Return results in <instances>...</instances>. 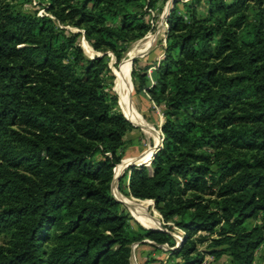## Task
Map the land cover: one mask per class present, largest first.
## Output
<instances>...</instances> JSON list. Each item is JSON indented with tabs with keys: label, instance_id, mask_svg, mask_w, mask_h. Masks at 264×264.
<instances>
[{
	"label": "trees",
	"instance_id": "16d2710c",
	"mask_svg": "<svg viewBox=\"0 0 264 264\" xmlns=\"http://www.w3.org/2000/svg\"><path fill=\"white\" fill-rule=\"evenodd\" d=\"M30 1L0 0V264H130L144 239L174 246L167 264H255L264 0H190L184 13L174 0L154 80L133 60L135 91L163 106L162 143L149 166L128 168L126 188L153 201L167 231L135 230L111 192L134 126L117 107L109 60L117 66L168 0H38L43 15ZM172 228L184 233L178 245Z\"/></svg>",
	"mask_w": 264,
	"mask_h": 264
},
{
	"label": "rangeland",
	"instance_id": "374dc122",
	"mask_svg": "<svg viewBox=\"0 0 264 264\" xmlns=\"http://www.w3.org/2000/svg\"><path fill=\"white\" fill-rule=\"evenodd\" d=\"M190 0H178L177 8L180 12L184 13L183 3L189 2ZM175 2V1H174ZM205 4H201V8L199 9V13L203 14L205 11ZM171 0L162 4L161 11L157 14L155 21H153V29L149 31L145 36L142 38L133 41L129 44L127 51L125 52L124 57L122 60L117 64L114 65L115 59L113 56L110 57L109 60V67L111 69L112 74L114 75V80L112 83L111 91L117 97V107L124 114V110L122 108V104L120 102L119 93L116 90L115 82L117 74L120 72L122 65L126 62L129 63V70H128V80L125 95L128 98V102L130 103L132 109L136 112L138 119L140 121V125L135 124L134 129L131 130L126 134V142L122 148L123 157L120 162L114 168V175L111 183V192L114 197L120 199L126 197L129 200L136 202L139 206H141L145 212V214L156 222V226L151 227L144 225L140 222L139 219L135 218L132 215L131 210L128 206L122 203L129 213L131 220V226L138 230L141 228H156L159 227L163 231H167V229L163 225L162 218L160 214L155 210L154 204H151L136 200L135 198L131 197L128 194L127 186V178L125 177V173L127 172L128 168L131 166H138L139 163L146 164L144 162L134 163V160H137L141 157H148L151 156L153 151L160 145L162 139V132H161V124L163 122V106L155 105L149 100V97L145 93H137L135 91V82L131 78V68L130 67V59L132 56H135L134 59L137 60L140 66L145 65H153L157 64L159 60L163 56V48L165 46V39H166V18L169 11L167 8H171ZM25 7L29 10H37V13L40 15L46 14L44 9L38 5V0H31L30 2L25 4ZM153 13H151L152 15ZM167 14V15H166ZM66 29L69 31L77 32L79 31L77 28L66 26ZM80 45L82 46L86 55L93 57L94 55H98L92 47L88 44V42L83 38H79ZM84 45H88L92 50L90 53L86 52ZM155 67L151 66L148 69V76L151 81L154 80V73ZM125 115V114H124ZM130 120V119H129ZM151 152V154H149ZM148 153V155H146ZM145 158V159H146ZM144 159V160H145ZM124 161H128V163H124ZM134 163L133 165L129 166L128 164ZM146 166V165H145ZM149 166V165H148ZM129 172V171H128ZM121 182V184H120ZM121 197V198H120ZM159 221V222H158ZM146 229V228H145ZM170 234L174 237L175 242L182 240L183 231L172 228L169 231ZM207 243H204L199 246L200 250L205 249ZM131 247H133V256L132 261L130 264H144L145 261H149L148 264H167L168 252L167 250L174 248L168 246L167 244L155 245L153 241L149 239H144L142 242H134L132 243ZM255 264H264V246L260 247L256 251L255 256ZM227 256L223 255L218 260H213L212 256L205 255L203 264H225L227 262Z\"/></svg>",
	"mask_w": 264,
	"mask_h": 264
},
{
	"label": "bare ground",
	"instance_id": "6f19581e",
	"mask_svg": "<svg viewBox=\"0 0 264 264\" xmlns=\"http://www.w3.org/2000/svg\"><path fill=\"white\" fill-rule=\"evenodd\" d=\"M84 47L86 49V52L90 53L92 51L88 45H84ZM128 70H129V63L126 62V63H124L122 65L121 69L119 70L120 72L117 74L118 78L116 79L115 87H116L117 92L119 93L120 102L122 104L121 106H122V108L124 110L125 116L128 119L132 120L134 123L140 125L141 123H140V121L138 119V116H137L136 112L132 109L130 103L128 102V98L125 95L126 88L128 87V85H127ZM149 154H151V152ZM146 155H148V153ZM151 156L149 155L145 160L141 161L142 159H144V156H143V157H141V158H139L137 160H134L133 162L134 163L135 162L136 163H139V162H144L145 163L147 160L150 161ZM124 163L126 165V163H128V161H126V162L124 161ZM130 164H132V163H130ZM122 201L131 210L132 215L135 218L139 219L142 224L147 225V226H151V227L156 226V222L154 220H152L151 218H149L145 214L143 208L141 206H139L136 202H134L132 200H129L126 197L122 198Z\"/></svg>",
	"mask_w": 264,
	"mask_h": 264
},
{
	"label": "water",
	"instance_id": "95a60500",
	"mask_svg": "<svg viewBox=\"0 0 264 264\" xmlns=\"http://www.w3.org/2000/svg\"><path fill=\"white\" fill-rule=\"evenodd\" d=\"M171 4L173 5L174 4V0H171ZM167 11H170V9L169 8H167ZM167 15V14H166ZM165 18H166V16H165ZM93 50V49H92ZM136 56V55H135ZM135 56H132L131 57V59H130V67L132 66V63H133V60H134V58H135ZM89 57H91V56H89ZM123 114V113H122ZM124 115V114H123ZM124 117L132 124V125H134L135 126V124L131 121V120H129L125 115H124ZM161 143H162V139H161V142H160V145L159 146H161ZM159 146L153 151V153H152V156H151V158L153 157V155L155 154V152L158 150V148H159ZM150 162H151V159H150V161H149V163L148 164H142V163H139L138 164V166L139 165H146V166H148L149 164H150ZM134 163H132V164H128L129 166H131V165H133ZM116 167V166H115ZM114 167V168H115ZM113 171H114V169H113ZM117 201H119V202H122L120 199H118V198H116V197H114ZM134 198V197H133ZM135 199H137V198H135ZM138 200H141V199H138ZM145 200V199H144ZM152 201V200H151ZM123 203V202H122ZM152 203H153V201H152ZM124 204V203H123ZM159 222V221H158ZM146 229H150V230H153V231H161L162 229L161 228H159V227H156V228H147V227H145ZM181 241H179V242H177V244L176 245H178L179 243H180ZM133 247H131V258H130V261H132V256H133Z\"/></svg>",
	"mask_w": 264,
	"mask_h": 264
},
{
	"label": "crops",
	"instance_id": "0c3cea01",
	"mask_svg": "<svg viewBox=\"0 0 264 264\" xmlns=\"http://www.w3.org/2000/svg\"><path fill=\"white\" fill-rule=\"evenodd\" d=\"M146 157H144V159H145ZM144 159H142L141 161H143Z\"/></svg>",
	"mask_w": 264,
	"mask_h": 264
}]
</instances>
